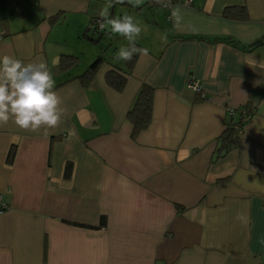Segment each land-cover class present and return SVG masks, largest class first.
<instances>
[{
	"label": "crops",
	"instance_id": "0c3cea01",
	"mask_svg": "<svg viewBox=\"0 0 264 264\" xmlns=\"http://www.w3.org/2000/svg\"><path fill=\"white\" fill-rule=\"evenodd\" d=\"M134 3L0 7V57L46 61L65 111L54 129L0 126V264H264V0ZM231 6L246 18H224ZM105 10L132 15L147 50L120 92L106 64L86 87L71 80L99 51L80 37ZM62 55L77 65L63 72ZM142 85L151 122L132 140L126 114ZM246 105L238 146L217 158L226 110Z\"/></svg>",
	"mask_w": 264,
	"mask_h": 264
},
{
	"label": "clouds",
	"instance_id": "9594fccd",
	"mask_svg": "<svg viewBox=\"0 0 264 264\" xmlns=\"http://www.w3.org/2000/svg\"><path fill=\"white\" fill-rule=\"evenodd\" d=\"M141 2L142 0H135L134 6H139ZM100 15L101 30L107 28L113 35L118 34L130 42V47L118 50L116 59L131 61L136 54L147 55L146 49L135 45L141 28L132 16L109 18L106 10ZM178 15V10H174L173 16L178 18ZM54 89L55 80L46 61L25 64L14 56L0 57V126L11 122L21 129L33 132L41 128L58 127L65 111L61 108V98Z\"/></svg>",
	"mask_w": 264,
	"mask_h": 264
},
{
	"label": "trees",
	"instance_id": "16d2710c",
	"mask_svg": "<svg viewBox=\"0 0 264 264\" xmlns=\"http://www.w3.org/2000/svg\"><path fill=\"white\" fill-rule=\"evenodd\" d=\"M222 14L224 18L231 20H244L246 18L245 9L240 6L227 7ZM80 38H84L90 44L98 46L99 51L86 68L81 73L76 74V76L74 75L71 80L78 81L82 86L86 87L92 82L93 76L98 71L99 67L106 64L109 66V70L105 73L106 85L114 91H122L127 81V76L130 74L132 65L138 54L134 55L131 61L116 59L117 48L115 42L125 38L118 34L113 35L107 28L101 30L89 26V28H86L82 32ZM262 43L263 42H261V44ZM135 45L141 48L137 42H135ZM259 45L260 42L251 46V48ZM125 47H130L129 41H126ZM77 63L78 58L76 56L62 55L59 60V68L63 72H68L71 68H74ZM152 106L153 88L148 85H142L134 98L131 109L126 114V119L131 125L130 138L132 140L149 127L152 116ZM250 109L251 108L247 105L235 108V114L233 116H228L225 128L218 138L219 144L216 149L217 158L223 157L238 146L241 140L243 127L251 116ZM13 156L14 148L11 147L7 154V162L10 163ZM70 167V164L66 165L64 171L65 176L69 175Z\"/></svg>",
	"mask_w": 264,
	"mask_h": 264
},
{
	"label": "built area",
	"instance_id": "2783aa9c",
	"mask_svg": "<svg viewBox=\"0 0 264 264\" xmlns=\"http://www.w3.org/2000/svg\"><path fill=\"white\" fill-rule=\"evenodd\" d=\"M6 2V0H0V7L4 4ZM188 2V1H187ZM100 20H96L95 22H94V26H95V28H97V29H101L100 28ZM4 33L2 32H0V40L4 37ZM187 89H189V90H191V91H193V92H196V93H200L201 94V85L198 83V82H193V81H190L188 84H187ZM226 113H227V115L228 116H233L234 114H235V112H234V109L233 108H228L227 110H226ZM6 204H4V203H2L1 201H0V214H2L3 213V211L6 209Z\"/></svg>",
	"mask_w": 264,
	"mask_h": 264
},
{
	"label": "rangeland",
	"instance_id": "374dc122",
	"mask_svg": "<svg viewBox=\"0 0 264 264\" xmlns=\"http://www.w3.org/2000/svg\"><path fill=\"white\" fill-rule=\"evenodd\" d=\"M126 15V14H125ZM128 15V14H127ZM132 16V15H131ZM133 17V16H132ZM134 18V17H133ZM69 38L70 39H72V37L71 36H69ZM126 39H120V40H117L116 42H115V45H116V48H117V52H118V50L121 48V47H125L126 45ZM83 49H79V51H82L83 52V58L82 59H85V57H86V55L88 54V51H89V49H90V45H89V43H87V42H84L83 43ZM79 48H82L81 47V45H79ZM88 50V51H87ZM73 51V50H72ZM87 58H86V60H85V62H84V65L87 63ZM82 70V68H80L78 71H81Z\"/></svg>",
	"mask_w": 264,
	"mask_h": 264
}]
</instances>
